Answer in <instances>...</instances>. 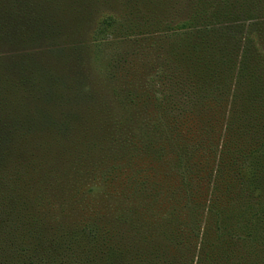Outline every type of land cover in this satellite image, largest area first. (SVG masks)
I'll return each mask as SVG.
<instances>
[{"label": "trees", "instance_id": "16d2710c", "mask_svg": "<svg viewBox=\"0 0 264 264\" xmlns=\"http://www.w3.org/2000/svg\"><path fill=\"white\" fill-rule=\"evenodd\" d=\"M98 1L62 80L0 56L29 93L0 96V147L32 263L264 264V0ZM0 9L1 41L25 43L32 2Z\"/></svg>", "mask_w": 264, "mask_h": 264}, {"label": "rangeland", "instance_id": "374dc122", "mask_svg": "<svg viewBox=\"0 0 264 264\" xmlns=\"http://www.w3.org/2000/svg\"><path fill=\"white\" fill-rule=\"evenodd\" d=\"M12 0H5V2ZM34 14L27 22L28 26L23 27L25 43L20 45H7L1 41L5 34L0 26V56L10 54L16 50V56L23 55L29 50L39 52L41 55L42 68L53 78L62 80V71L68 66L65 49L76 43H86L94 36L93 26H96L99 19L105 13L101 11L103 6L97 0H30ZM4 0H0V7ZM6 8V7H3ZM102 12V13H101ZM18 18L11 17L14 22L22 19V13ZM2 10L0 9V18ZM48 18L54 24V38H40L44 29V20ZM26 46V47H25ZM28 50V51H29ZM11 63L5 60L0 64V72ZM9 76H14L9 73ZM15 80V79H13ZM15 82V81H13ZM11 86L8 83L2 85L0 80V96L11 104H24L28 101L29 93L26 86ZM2 120L0 118V134ZM4 155L0 147V264H33L34 246L32 240L26 234V238L21 240L15 227V192L17 186V160L12 153ZM60 200L57 201L59 203Z\"/></svg>", "mask_w": 264, "mask_h": 264}]
</instances>
